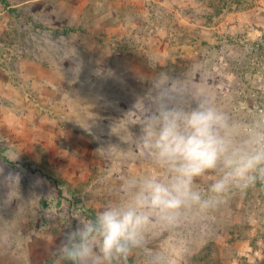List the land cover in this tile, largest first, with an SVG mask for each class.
Here are the masks:
<instances>
[{
    "label": "rangeland",
    "instance_id": "1",
    "mask_svg": "<svg viewBox=\"0 0 264 264\" xmlns=\"http://www.w3.org/2000/svg\"><path fill=\"white\" fill-rule=\"evenodd\" d=\"M158 76L189 90L186 107L209 98L233 146L250 147L264 131V0H0V264H60L51 249L75 217L171 181L139 143L138 101ZM223 171L193 180L208 206L171 222L149 211L121 264H264V182L217 206Z\"/></svg>",
    "mask_w": 264,
    "mask_h": 264
},
{
    "label": "clouds",
    "instance_id": "2",
    "mask_svg": "<svg viewBox=\"0 0 264 264\" xmlns=\"http://www.w3.org/2000/svg\"><path fill=\"white\" fill-rule=\"evenodd\" d=\"M188 89L175 79L158 76L142 103L139 143L174 174L170 182L145 178L134 201L108 205L94 218L77 216V224L51 249L60 264H121L139 245L149 211L171 222L187 204H204L193 191L194 178L222 167L210 188L218 206L232 189L264 182V131L246 149L235 148L225 115L201 96L190 107L182 100ZM137 102V103H138Z\"/></svg>",
    "mask_w": 264,
    "mask_h": 264
},
{
    "label": "trees",
    "instance_id": "3",
    "mask_svg": "<svg viewBox=\"0 0 264 264\" xmlns=\"http://www.w3.org/2000/svg\"><path fill=\"white\" fill-rule=\"evenodd\" d=\"M70 32H74V30H71Z\"/></svg>",
    "mask_w": 264,
    "mask_h": 264
}]
</instances>
